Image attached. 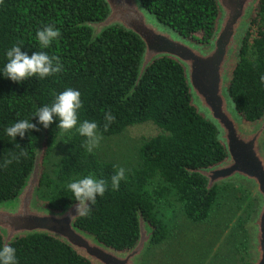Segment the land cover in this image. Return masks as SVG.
<instances>
[{
    "label": "trees",
    "instance_id": "16d2710c",
    "mask_svg": "<svg viewBox=\"0 0 264 264\" xmlns=\"http://www.w3.org/2000/svg\"><path fill=\"white\" fill-rule=\"evenodd\" d=\"M149 13L179 35L195 43H207L215 30L218 8L215 0H141ZM107 15L103 0H2L0 3V68L5 51L20 43L31 55L39 51L35 32L47 24L61 31L59 40L45 51L58 56L63 71L44 80L30 77L17 84L0 77V165L25 153L18 161L0 166V203L12 201L32 171L38 131L15 142L5 128L18 119L29 118L37 108L50 104L53 95L66 87L81 93L80 119L97 122L102 136H114L126 128L151 122L165 134L147 141L139 150V167L126 172L118 190L111 189L117 168L85 151L83 138L74 130L63 132L53 122L44 129L43 160L59 142L62 155L51 169L42 167L37 200L49 210L61 212L74 203L67 184L77 177L93 174L108 182L105 195L97 198L92 214L79 218L76 226L106 247L125 251L139 237L138 212L154 229L150 246L168 236L166 225L157 215L158 203L169 193L182 204L185 217L194 224L209 219L220 192L230 185L206 189V180L196 173L223 162L227 155L217 140L215 127L196 112L182 66L162 58L145 71L138 83L143 53L140 39L120 28H111L94 40L88 23ZM264 0L256 7L250 31L246 33L230 82L229 95L239 114L248 122L264 115ZM115 121L104 129V114ZM35 123V117L32 120ZM39 127V125H38ZM162 185L150 189L154 180ZM236 189V188H235ZM246 202L247 194L237 189ZM243 222V221H242ZM3 237L0 234V245ZM19 264H91L70 246L46 235L20 237ZM246 256V246L243 243ZM198 248H193V251ZM245 264H249L248 262Z\"/></svg>",
    "mask_w": 264,
    "mask_h": 264
},
{
    "label": "water",
    "instance_id": "95a60500",
    "mask_svg": "<svg viewBox=\"0 0 264 264\" xmlns=\"http://www.w3.org/2000/svg\"><path fill=\"white\" fill-rule=\"evenodd\" d=\"M106 17L87 26L91 40L111 28L136 35L143 43L137 82L148 67L162 58L177 61L196 112L217 131L226 159L196 173L206 180V189L215 186H240L253 202V213L245 228L248 232L249 264H264V115L246 121L229 95L232 74L240 62V49L261 0H215L218 19L211 39L195 43L161 23L143 6L141 0H103ZM44 128L39 125L32 171L26 183L9 202L0 203V234L4 243L20 237L46 235L70 246L91 264H141L154 229L138 212L139 237L134 246L116 251L76 226L80 218L75 203L61 212L39 206L37 191L43 156ZM60 218H56L57 216Z\"/></svg>",
    "mask_w": 264,
    "mask_h": 264
},
{
    "label": "rangeland",
    "instance_id": "374dc122",
    "mask_svg": "<svg viewBox=\"0 0 264 264\" xmlns=\"http://www.w3.org/2000/svg\"><path fill=\"white\" fill-rule=\"evenodd\" d=\"M250 31V26L247 32ZM246 32V33H247ZM165 134L151 122L133 125L114 136H102L100 145L92 153L102 162L125 168L128 172L139 167V150L150 139ZM65 142H59L54 152L40 163L53 168L62 155ZM154 180L150 189L161 186ZM220 192L209 219L200 224L191 223L184 215L182 204L173 194L166 195L157 207V215L168 230L160 244L149 246L141 264H245L250 262L248 232L245 228L253 213V202L240 186ZM236 188V189H235ZM248 196L245 202L237 189ZM40 207L47 209L42 202ZM243 221V222H242ZM246 246V256L243 253ZM198 248V251H193Z\"/></svg>",
    "mask_w": 264,
    "mask_h": 264
},
{
    "label": "clouds",
    "instance_id": "9594fccd",
    "mask_svg": "<svg viewBox=\"0 0 264 264\" xmlns=\"http://www.w3.org/2000/svg\"><path fill=\"white\" fill-rule=\"evenodd\" d=\"M2 3V0H0ZM61 31L52 24H47L35 32V40L38 43L39 51H33L31 55L22 51L20 43L13 44L5 51L6 62L0 68V77L7 78L17 84L30 77L44 80L63 71V64L58 56L49 55L46 49L59 40ZM261 84H264V76L260 77ZM83 101L79 90L66 87L63 91L54 94L50 104H44L36 109L29 118L18 119L5 128L7 137L14 141L17 137L23 139L26 134L39 131L38 125L48 129L53 122L63 132L75 131L83 138L85 151L92 153L100 145L102 135L97 122L92 120H81L80 111ZM35 117V123L32 122ZM104 129L115 121V116L106 111L104 114ZM25 153L13 155L6 159L3 165L11 164L13 160L18 161ZM126 179V170L119 167L111 177V189L116 191L121 181ZM109 184L106 180L97 178L93 174L84 175L73 179L67 184L68 191L75 201V214L81 218H87L92 214L93 206L97 203L98 197H103L108 190ZM56 218H60L58 215ZM0 264H19L17 249L12 243L0 245Z\"/></svg>",
    "mask_w": 264,
    "mask_h": 264
}]
</instances>
